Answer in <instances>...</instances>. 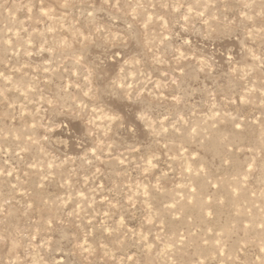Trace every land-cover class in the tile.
<instances>
[{
	"label": "rangeland",
	"instance_id": "374dc122",
	"mask_svg": "<svg viewBox=\"0 0 264 264\" xmlns=\"http://www.w3.org/2000/svg\"><path fill=\"white\" fill-rule=\"evenodd\" d=\"M0 264H264V0H0Z\"/></svg>",
	"mask_w": 264,
	"mask_h": 264
}]
</instances>
